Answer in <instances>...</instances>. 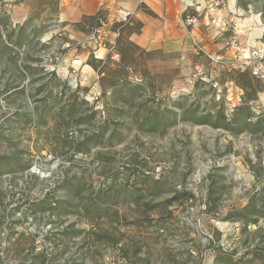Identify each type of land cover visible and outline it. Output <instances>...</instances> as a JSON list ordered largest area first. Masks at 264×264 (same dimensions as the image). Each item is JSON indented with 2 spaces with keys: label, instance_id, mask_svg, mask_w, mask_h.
I'll use <instances>...</instances> for the list:
<instances>
[{
  "label": "rangeland",
  "instance_id": "obj_1",
  "mask_svg": "<svg viewBox=\"0 0 264 264\" xmlns=\"http://www.w3.org/2000/svg\"><path fill=\"white\" fill-rule=\"evenodd\" d=\"M14 2L0 7V264H264V60L233 66L264 42V0H236L239 46H203L216 73L192 46L62 48L60 30L12 22ZM197 66L219 92L189 85Z\"/></svg>",
  "mask_w": 264,
  "mask_h": 264
},
{
  "label": "crops",
  "instance_id": "obj_2",
  "mask_svg": "<svg viewBox=\"0 0 264 264\" xmlns=\"http://www.w3.org/2000/svg\"><path fill=\"white\" fill-rule=\"evenodd\" d=\"M187 1L15 0L8 6L11 7L10 18L12 22L19 24L27 20L38 21L42 25H47L52 32L57 29L60 30L57 38L69 42L83 39L93 27L97 15L111 14L117 7L122 6L134 12L130 25H135L134 27L124 26L121 28L118 46H191L186 31L176 25L177 18ZM196 1L200 8H203L205 0ZM231 5L229 2V6ZM177 7L180 9L175 16ZM223 12L225 11L220 13ZM243 14L240 8L236 7L235 13L229 16L239 38L245 35L242 33V29L247 27L248 21L239 26L234 20L237 19L242 22ZM203 16L204 11H201L202 24L194 33L196 38L202 46L211 51L219 50L222 46L227 48L228 43L226 44L222 37L226 35L228 37L230 32L206 28L204 24L206 19ZM245 42L241 39V48L246 47L244 46Z\"/></svg>",
  "mask_w": 264,
  "mask_h": 264
},
{
  "label": "built area",
  "instance_id": "obj_3",
  "mask_svg": "<svg viewBox=\"0 0 264 264\" xmlns=\"http://www.w3.org/2000/svg\"><path fill=\"white\" fill-rule=\"evenodd\" d=\"M9 2H11V0H0V7ZM201 11H204L203 18L206 19L204 24L206 26H212L220 32L229 31L230 33L227 37L228 45L236 47L240 45V40L239 36L237 37L238 33L235 31L229 17L236 11V0H233L231 6H229V0H205L203 8H200L196 0H188L176 21V25L186 31L187 38L195 54L199 56L203 55L208 58L210 65L213 67V71L216 73L215 66L221 64L220 61L222 60V56L207 52L194 34L202 24V18L200 17ZM221 11L225 12L220 13ZM133 15L134 12L132 10L122 6L117 7L111 14H99L95 18L93 27L83 39L74 42L62 41L60 46H62V48H70L73 46L76 50H80L85 46L90 47L94 55L93 57L95 58H99L95 54V52L99 50H105L106 52L112 51V55L114 56V48L120 37L121 28L132 23ZM253 46L256 47L251 51V55L247 56L242 54L243 60L235 63V65H233L234 69L244 71L246 68H249L247 65L251 64L253 61L262 62V60H264V42ZM238 50L240 51V48H238ZM263 67L264 65L262 64L254 65L251 68L253 75H260L264 79ZM211 74L213 73L211 72ZM211 74L206 75L205 69L202 66H197L188 74L187 81L190 85L199 80H205L219 92V83L215 79L217 76L216 74L215 76ZM226 88L232 91L236 86L232 83H228Z\"/></svg>",
  "mask_w": 264,
  "mask_h": 264
},
{
  "label": "bare ground",
  "instance_id": "obj_4",
  "mask_svg": "<svg viewBox=\"0 0 264 264\" xmlns=\"http://www.w3.org/2000/svg\"><path fill=\"white\" fill-rule=\"evenodd\" d=\"M253 31H254L253 36L250 35L251 38H256V36H259L260 35V30L259 29H254ZM253 43H255V42H253ZM97 57L100 58L101 56H97ZM85 68H86V66H85Z\"/></svg>",
  "mask_w": 264,
  "mask_h": 264
}]
</instances>
